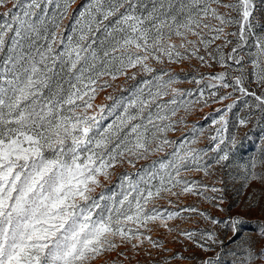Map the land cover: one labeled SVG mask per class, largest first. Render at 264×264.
I'll return each instance as SVG.
<instances>
[{
	"label": "snow or ice",
	"instance_id": "6c2138e0",
	"mask_svg": "<svg viewBox=\"0 0 264 264\" xmlns=\"http://www.w3.org/2000/svg\"><path fill=\"white\" fill-rule=\"evenodd\" d=\"M254 129L234 212L213 177ZM145 242L155 264H264V0H0V264H124Z\"/></svg>",
	"mask_w": 264,
	"mask_h": 264
},
{
	"label": "rangeland",
	"instance_id": "374dc122",
	"mask_svg": "<svg viewBox=\"0 0 264 264\" xmlns=\"http://www.w3.org/2000/svg\"><path fill=\"white\" fill-rule=\"evenodd\" d=\"M193 65H196V62L193 61ZM175 71L179 72L180 68L173 66ZM185 68V70L188 69V65H184L183 66ZM197 70L201 71V72H215V71H219V66H214L212 69H207V68H199L197 66ZM123 78H121L120 80L117 81V84H121L123 83ZM129 84H131L132 82L129 81ZM179 87L184 88V89H189L194 87V85L189 84V83H182L179 85ZM109 93L113 94V95H120L119 89H117L116 92H112L111 89L108 90ZM108 93H104L101 96H99L96 100V103H111V101H105L104 100V95H107ZM220 107V105H211L210 107H205L203 109V111H193L188 117H187V123L189 125L195 124L197 122H199V125L204 127L205 129H207L209 127V125L211 124V116L208 117V119H204V117L206 115H208L209 113H213L214 109ZM237 111H239V109H237ZM233 131H235L233 129ZM245 130H241L240 136H241V140L240 143L237 145V147L235 149L232 150V153H234L235 155L231 154V159L228 162L229 164L232 165L231 168H225L223 170H220L219 168L216 170V174L213 177V180L216 179H223L225 181V185L227 187V193H226V198H227V202L229 204L233 205V211H239V208L237 207L238 203H242L243 199L245 198L246 193L243 192V190L241 189L239 192L237 191V189H239V183H233L232 178L229 176V173H233V175L235 174L236 171V165H242L245 163H248L251 158L253 156H258L259 155V145H260V140H259V136H258V140L254 141L252 135L244 137L243 136V132ZM170 138L175 139L179 136H181V131H177L176 133H170L169 134ZM208 145V141L206 139V137H202L200 143H198L196 146L197 147H206ZM237 154V155H236ZM192 178L195 179H201L202 178V174H196V173H190L189 174ZM205 183L211 184L212 180H204ZM210 195V193H209ZM186 204L189 205H195L197 207H200L202 209H206L208 211H213L211 208L210 204H207L206 202H198V198L196 197H188L185 201ZM164 207H168L167 204H164ZM219 215V213H214ZM171 223V222H170ZM175 223H180L179 221H176ZM201 226H203L201 224ZM153 228V230L150 233H147L148 235H150L152 237V239H160L162 242L165 243V246L169 249H174L175 251H183L185 245H181V244H174L169 242L171 240V237H169L167 235V233L164 231V229L159 228L156 225H152L151 226ZM180 227L182 228H189L192 227V225L190 223H182L180 224ZM185 244L187 245L188 251H183V254L185 256L190 255V254H198L196 249H194L190 244H187V242H185ZM146 250H150L153 252V257L149 258L147 256H145V251ZM120 251H124L123 248L120 249ZM128 255L130 257L133 256V253L131 251H128ZM162 255H166V254H160L159 253V249H152L151 245L148 244L147 242L144 243L143 248L140 250L139 254L135 255L133 259H130L128 261H124V264H155V261L161 259ZM116 256L115 253H111L110 255L106 256V257H102L100 259H98L96 261V264H103V260L104 259H114ZM172 264H190L189 261H173Z\"/></svg>",
	"mask_w": 264,
	"mask_h": 264
},
{
	"label": "trees",
	"instance_id": "16d2710c",
	"mask_svg": "<svg viewBox=\"0 0 264 264\" xmlns=\"http://www.w3.org/2000/svg\"><path fill=\"white\" fill-rule=\"evenodd\" d=\"M252 135L254 141L258 140L259 132L258 130H253L251 133L248 134V136ZM232 155H235L234 153H231ZM237 155V154H236Z\"/></svg>",
	"mask_w": 264,
	"mask_h": 264
}]
</instances>
